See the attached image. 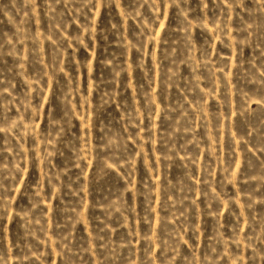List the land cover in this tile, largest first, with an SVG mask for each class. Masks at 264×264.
<instances>
[{
	"label": "rangeland",
	"instance_id": "rangeland-1",
	"mask_svg": "<svg viewBox=\"0 0 264 264\" xmlns=\"http://www.w3.org/2000/svg\"><path fill=\"white\" fill-rule=\"evenodd\" d=\"M0 264H264V0H0Z\"/></svg>",
	"mask_w": 264,
	"mask_h": 264
}]
</instances>
